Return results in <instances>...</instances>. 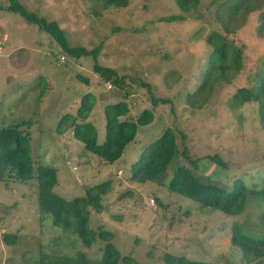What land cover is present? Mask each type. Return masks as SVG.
<instances>
[{
	"label": "rangeland",
	"instance_id": "374dc122",
	"mask_svg": "<svg viewBox=\"0 0 264 264\" xmlns=\"http://www.w3.org/2000/svg\"><path fill=\"white\" fill-rule=\"evenodd\" d=\"M17 1L55 21L70 46L96 47L97 64L123 75L120 88L102 82L92 70L91 56H70L49 34L11 12L10 0H0V126L29 121L19 128L29 131L34 163L56 169L53 191L65 199L110 180L109 190L101 195L102 209H90L87 225L110 231L120 256L131 259L116 264H164V253L217 264H264V256L243 258L230 243L233 224L249 237H264V196L247 194L243 209L233 215L201 207L166 187L176 165L191 167L182 157H174L157 182L128 179L129 166L143 145L170 127L177 148L184 146L190 159H198L195 174L226 188L235 179L249 188L262 187L264 127L256 102L231 107L229 98L239 87L252 88L256 71L264 65V38L256 32L264 2H255L254 11L241 8L231 17L227 24L231 32L225 36L241 52L240 68L230 72L228 82L214 84L198 107L188 104L186 95L205 66L209 47L204 38L211 30L222 32L215 10L219 3L233 0H198L188 11L173 0H129L124 7L106 9L95 0ZM168 16L176 18H164ZM85 92L95 97L87 120L96 128L97 143L104 135L105 104L124 100L127 115L135 116L151 107L150 93L168 102H157L151 123L139 125L120 158L104 164L83 152L70 130L55 131L59 115L74 113ZM209 155H217L224 166L209 161ZM155 198L164 207H158ZM2 233H15L16 242L4 244ZM102 246L96 239L84 248L75 232L53 225L50 214H40L33 181H0V264H40L41 254L75 256L78 251L93 262Z\"/></svg>",
	"mask_w": 264,
	"mask_h": 264
},
{
	"label": "trees",
	"instance_id": "16d2710c",
	"mask_svg": "<svg viewBox=\"0 0 264 264\" xmlns=\"http://www.w3.org/2000/svg\"><path fill=\"white\" fill-rule=\"evenodd\" d=\"M9 10L17 13L28 23L35 25L40 31L49 34L57 45L70 56L78 58L91 56L92 70L101 77L102 82H109L120 88L123 84V75L108 66H101L96 62L97 48L87 49L83 46H70L64 35L53 20L38 16L35 12L27 10L17 0H10ZM103 9L119 8L128 4L129 0H95ZM175 5L183 11L194 8L198 0H173ZM264 0H233L219 3L214 16L221 31L211 30L204 38L209 51L205 66L201 72L199 82L195 88L187 93L186 102L192 106H200L205 102L208 92L219 80L228 82L230 72L240 68L241 52L234 43L226 39L225 34L231 32L227 24L239 9L249 13L258 9L255 2ZM175 19V16L164 17ZM257 34L264 38V10L259 13V23L256 26ZM87 83V78L78 76ZM144 86H147L144 84ZM44 87L41 88L40 94ZM195 100L198 103L195 104ZM95 97L91 92L80 96L74 113H61L55 124V131L62 133L70 130L73 139L82 144L83 152H89L99 158L104 164L112 163L120 158L124 148L134 140L139 125H147L153 120V108L157 102H168L165 98H156L150 93V108H143L137 115L128 116V105L124 100L110 102L103 106L104 135L100 143L96 142L97 131L95 126L87 120L94 105ZM256 102L259 122L264 127V65L256 71L255 85L252 88L239 87L229 98L231 107H239L246 102ZM29 121H20L0 126V181L8 179L26 183L33 181L36 188V202L40 214H50L52 224L71 230L77 234L81 245L88 248L99 239L103 242L100 257L91 262L84 252L78 251L75 256L58 255L48 257L41 254L40 264H116L119 260L130 262L128 257L120 256L118 250L111 242L112 233L101 226L96 229L88 227L90 209L99 212L102 209L101 195L110 188V180L106 179L97 184L86 186L84 193L65 199L53 191L56 184V169L44 164H35L31 156L30 135L28 130L19 128L27 125ZM174 157H182L189 161L191 167L183 164L175 166L166 187L169 191L185 198L195 200L201 207L217 209L224 214L239 213L243 207L246 195L264 196V182L261 188H249L242 180L232 181L230 188L220 186L209 177L195 174L198 159H190L183 146L177 148L175 132L170 127H164L160 134L143 145L138 158L129 166L130 181L157 182L166 172L170 161ZM216 165L224 166L217 155L206 157ZM158 207L164 205L155 198ZM230 243L237 247L243 258L258 259L264 256V237H249L237 225L230 227ZM15 233H2V241L6 245L16 242ZM47 258V259H46ZM164 264H217L215 262L189 259L184 255L164 253Z\"/></svg>",
	"mask_w": 264,
	"mask_h": 264
}]
</instances>
